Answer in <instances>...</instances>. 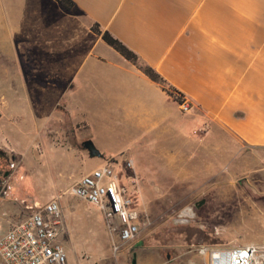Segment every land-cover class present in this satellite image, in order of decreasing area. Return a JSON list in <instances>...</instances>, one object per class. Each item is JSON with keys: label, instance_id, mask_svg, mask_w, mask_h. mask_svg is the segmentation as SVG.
<instances>
[{"label": "crops", "instance_id": "1", "mask_svg": "<svg viewBox=\"0 0 264 264\" xmlns=\"http://www.w3.org/2000/svg\"><path fill=\"white\" fill-rule=\"evenodd\" d=\"M69 1L71 10L56 0H0V56L8 62L0 68L22 69L27 84L37 82L31 75L41 67L44 83L58 82L53 105L87 128L94 120L106 123L143 141L151 156L162 157V147L170 146L174 153L165 162L176 179L208 175L210 166L189 163L208 162L210 155L224 160L227 139L264 148V0ZM93 24L189 99L191 111L181 113ZM190 121L198 124L199 139L186 155L188 137L179 132Z\"/></svg>", "mask_w": 264, "mask_h": 264}, {"label": "rangeland", "instance_id": "2", "mask_svg": "<svg viewBox=\"0 0 264 264\" xmlns=\"http://www.w3.org/2000/svg\"><path fill=\"white\" fill-rule=\"evenodd\" d=\"M7 63L0 56V64ZM3 68L7 69L0 68L4 97L0 100V223L6 227L0 226V232L29 214L26 205L42 208L56 201L66 264H131L134 255L135 264H206V255L199 252L203 247L264 245V148L242 147L227 139L224 160L210 155L208 162L189 163L201 169L210 166L208 175L176 179L165 162L174 153L170 146L162 147V157L151 156L143 141L137 147L132 136L106 123L94 120L87 128L58 103L53 105L58 82L44 83L41 67L37 76L31 75L38 83L27 84L22 69ZM45 111L50 114L42 115ZM187 124L179 132L188 137V148L181 149L186 155L199 139L198 124ZM87 142L104 156H91ZM111 155L133 160L144 214V225L127 243L108 231L96 207L67 193ZM114 245L119 246L116 252Z\"/></svg>", "mask_w": 264, "mask_h": 264}, {"label": "built area", "instance_id": "3", "mask_svg": "<svg viewBox=\"0 0 264 264\" xmlns=\"http://www.w3.org/2000/svg\"><path fill=\"white\" fill-rule=\"evenodd\" d=\"M171 96L183 114H188L191 102L175 91ZM134 163L125 156L107 159L102 165L74 182L67 193L96 207L111 234L120 243L132 241L139 233L143 211L139 207ZM37 207V206H36ZM26 205L29 214L0 232V264H66V254L60 241L61 209L56 201L42 208ZM119 246L114 245L116 252ZM206 264H264V245L200 248Z\"/></svg>", "mask_w": 264, "mask_h": 264}, {"label": "trees", "instance_id": "4", "mask_svg": "<svg viewBox=\"0 0 264 264\" xmlns=\"http://www.w3.org/2000/svg\"><path fill=\"white\" fill-rule=\"evenodd\" d=\"M60 5H62L66 10H71L73 7V4L69 0H56ZM91 30L96 33L97 35H100L102 40L112 47L114 50H116L121 56H123L127 61H129L132 65H134L139 71H141L144 75H146L149 79H151L153 82L160 85L163 89L167 91V93L171 96L170 91L173 90L178 94H180L177 90H175L157 71H155L151 66L146 64L141 58L129 50L127 47H125L119 40L112 37L108 32H101L97 24H93L91 26ZM172 97V96H171ZM177 103L180 101L179 98L172 97ZM93 156H99L101 157L102 154L99 153V151L93 146L92 150Z\"/></svg>", "mask_w": 264, "mask_h": 264}, {"label": "water", "instance_id": "5", "mask_svg": "<svg viewBox=\"0 0 264 264\" xmlns=\"http://www.w3.org/2000/svg\"><path fill=\"white\" fill-rule=\"evenodd\" d=\"M87 148H88V150H89L91 156H93V155H92V152H91V150H92V148H93V145H92L91 142H87ZM96 156H97V155H96ZM131 264H135V255L133 256V259H132V261H131Z\"/></svg>", "mask_w": 264, "mask_h": 264}, {"label": "flooded vegetation", "instance_id": "6", "mask_svg": "<svg viewBox=\"0 0 264 264\" xmlns=\"http://www.w3.org/2000/svg\"><path fill=\"white\" fill-rule=\"evenodd\" d=\"M3 176H4V177H6V176H7V171H6V172L3 174Z\"/></svg>", "mask_w": 264, "mask_h": 264}]
</instances>
